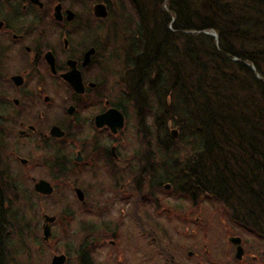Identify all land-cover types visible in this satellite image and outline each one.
Here are the masks:
<instances>
[{
	"label": "flooded vegetation",
	"instance_id": "obj_1",
	"mask_svg": "<svg viewBox=\"0 0 264 264\" xmlns=\"http://www.w3.org/2000/svg\"><path fill=\"white\" fill-rule=\"evenodd\" d=\"M100 2L0 0V228L12 220L10 199L19 209L21 229L27 190L40 206L54 194L35 189L40 179L49 180L54 191L81 187L83 202L94 203L99 191L102 264H135L126 255L135 243L126 245L138 227L139 201L146 196L154 201L161 188L149 190L151 184L142 190L135 173L138 156L123 152L126 131L138 113L132 108L137 100L124 95L121 81L110 76L117 56L108 46L97 45L102 43L104 19L94 5ZM12 52L20 54L19 62L10 61ZM121 114L125 126L117 133L97 124L99 116L117 124ZM11 137L19 145L12 147ZM56 169L62 174L59 182L52 172ZM156 201L165 206L168 198L158 194ZM112 205L120 209L115 218L107 214Z\"/></svg>",
	"mask_w": 264,
	"mask_h": 264
},
{
	"label": "trees",
	"instance_id": "obj_2",
	"mask_svg": "<svg viewBox=\"0 0 264 264\" xmlns=\"http://www.w3.org/2000/svg\"><path fill=\"white\" fill-rule=\"evenodd\" d=\"M120 2L144 21L142 10L150 4ZM151 2L165 27L159 33L144 29L141 38L150 45L145 53L156 71L171 78V115L182 127L181 141L171 140V153H180L179 145L193 153L191 172L172 173L170 179L182 192L197 191L221 207L227 232L254 231L264 253V0ZM210 29L218 43L205 32ZM5 240L0 234V244Z\"/></svg>",
	"mask_w": 264,
	"mask_h": 264
},
{
	"label": "rangeland",
	"instance_id": "obj_3",
	"mask_svg": "<svg viewBox=\"0 0 264 264\" xmlns=\"http://www.w3.org/2000/svg\"><path fill=\"white\" fill-rule=\"evenodd\" d=\"M113 2V6H114V14L112 15V19H109L110 23L112 22L113 24H116L118 26V37H115V38H118V42H117V45H116V48L114 50V53L113 54H118L119 52H122L124 53L123 49L120 48V45H124V38H125V28L123 26H121V23L123 22V19L124 18V14L122 12L121 14V18H118L116 17V15L118 14V9L116 7L117 5V0H111ZM153 3L155 0H152ZM141 2L144 4V5H149L148 8H147V11L148 13L145 14V19H144V25L148 28H150L149 30H155L156 33H159L162 29V24L160 23H157L155 22L156 19L154 18L155 17V14H158V12H154V7H153V4L151 2V0H149L150 3H147L145 0H141ZM139 18H136L135 20L137 21ZM128 21V20H125V22ZM173 25L172 23L169 24V28H172ZM103 38H107V34H103L102 35ZM115 42H113L114 44ZM11 62H14V61H20V54L18 52H12L11 53ZM119 61L116 62V65ZM12 65H16L19 68H21V66L17 63H13ZM118 69H120L119 66H117ZM123 73V71H122ZM3 134L2 132H0V143H3ZM10 143L11 144H14L12 145V147H15L17 145H19L17 143V137H11L10 138ZM2 146V145H1ZM123 152L124 153H144L142 151H137L136 148L133 146V145H127V146H124L123 147ZM169 156L171 157H166L167 160L169 162L173 161L175 159V153H169ZM41 168V167H39ZM39 168H36L34 169L35 172L37 173H40V172H44L42 169H39ZM188 168H192V166H188ZM57 170V169H56ZM56 170L52 171V172H55ZM33 171V172H34ZM48 175H50V171L48 172ZM55 174L52 173V176H54ZM56 181H60V175L59 173L56 172ZM62 183V181H61ZM58 192L54 195V196H49L48 199H49V204H45L42 205V207H47L48 208V212L51 213V214H56V213H60L62 211V209L64 207H69L70 203L74 206V208L76 209V212L75 213L77 215L78 218H91L95 221H98L100 223V221L98 220V218L101 217L100 213H99V206H90L91 208H94V212L92 213H89L90 216H88V213H83L84 210H83V206L82 204H79L75 197H74V194H73V191L72 190H68V189H65L63 188L62 190L60 189H57ZM67 195V196H66ZM62 198V200H60L59 198ZM12 202H13V199H10ZM10 203V206L7 210L13 208L15 205H14V202L13 203ZM175 204H180L179 201H173ZM113 206V205H112ZM115 208V209H114ZM214 209V206L210 205V202L209 201H206L204 202V205H202V217L204 219H209L210 216H212V218L214 219L215 218V215H213L211 212L213 211ZM119 207L116 206L111 209V211L107 212L108 215H112V218H115L117 215H118V212H119ZM12 212H14L13 214V218L14 220L16 221L18 215L16 213V210H13L12 209ZM81 214L85 215V216H81ZM57 215V214H56ZM101 219V218H100ZM167 226L169 227V223H166ZM100 226V225H99ZM218 228H222L223 225L220 224L219 220H218ZM174 227L171 225V230H173ZM219 229H215V232L219 233L218 235V244L215 245L214 247V252L215 253H218L216 256V258H218L220 261H223V262H228L232 259L229 258V254L231 251H233V248L232 246L230 245V243L227 241L226 239V235H225V232L219 230ZM13 231V230H12ZM12 232L10 234L7 233L8 235V240L7 242L9 243L8 245V248L4 251L3 253V260L5 262V264H12V261L15 260L14 264H23L21 261L18 260V257L16 256L15 254V251H16V248L18 246V242L15 241V237L12 238L11 236ZM202 237V234L199 233V237H198V240L196 242L188 239L186 241H184L182 238H179L176 240V242H174V244L176 243L177 245V242L178 240L180 241L181 240V243H187L189 246H192L195 244V246L197 247H194L195 249L197 250H200V248H203V246H205V243L208 244L206 241L203 240V237ZM214 237V236H212ZM224 237V238H222ZM209 239V238H208ZM160 241H162V243L166 246V241L167 239L166 238H160L158 240V243H160ZM194 242V244H193ZM199 242V245L198 243ZM250 242L251 244H257L258 241L256 239H253V238H250ZM250 242L247 243L248 247H251V244ZM13 243H15V245L13 246ZM135 244H136V248L139 250V251H143V250H147V252H149L151 255H154L155 252H154V246L152 245H149L148 242L146 241L145 237H142L141 234L139 236H136L135 237ZM20 248H21V251H24L27 259H28V262L27 264H38L39 261L38 259L42 256L43 258L45 256H47V254H49V252H44V253H40V251L42 249H38L35 244H34V238L32 236H29L27 234V236H25L24 238H22L20 240ZM170 248L169 249L168 247H165L166 251L168 253H170V256H171V252L173 250H176V249H173V247L170 245ZM36 249V251H35ZM55 250L56 251H61V252H66L67 251V247L65 245V243H63L62 241H60L56 246H55ZM53 253V252H52ZM51 253V254H52ZM98 255L100 258H102V252L99 250L98 252ZM249 256H251V254L248 255V258ZM48 258H49V255H48ZM31 262V263H30ZM47 264V263H46ZM137 264H141V263H137ZM149 264H163V261L161 259L160 256L156 255L155 258L153 260L150 261Z\"/></svg>",
	"mask_w": 264,
	"mask_h": 264
},
{
	"label": "water",
	"instance_id": "obj_4",
	"mask_svg": "<svg viewBox=\"0 0 264 264\" xmlns=\"http://www.w3.org/2000/svg\"><path fill=\"white\" fill-rule=\"evenodd\" d=\"M105 8H106L105 5L102 4V10H103L102 14H105V11H104ZM173 132H174L175 135L177 134L176 130H174ZM44 185L46 186V184H44ZM50 190H51L50 188L49 189L46 188V190H43V191H50ZM51 219H53V218H51ZM45 230H46V233H48L49 227H46ZM234 239L235 238H233V240ZM65 260H66V256L65 255H55L54 258H53V263L52 264H63L65 262Z\"/></svg>",
	"mask_w": 264,
	"mask_h": 264
},
{
	"label": "bare ground",
	"instance_id": "obj_5",
	"mask_svg": "<svg viewBox=\"0 0 264 264\" xmlns=\"http://www.w3.org/2000/svg\"><path fill=\"white\" fill-rule=\"evenodd\" d=\"M63 264H67V263H63Z\"/></svg>",
	"mask_w": 264,
	"mask_h": 264
}]
</instances>
